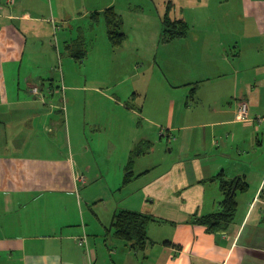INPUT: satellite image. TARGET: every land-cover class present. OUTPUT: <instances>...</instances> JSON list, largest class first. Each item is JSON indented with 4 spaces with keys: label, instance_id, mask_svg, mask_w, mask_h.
Instances as JSON below:
<instances>
[{
    "label": "crops",
    "instance_id": "crops-1",
    "mask_svg": "<svg viewBox=\"0 0 264 264\" xmlns=\"http://www.w3.org/2000/svg\"><path fill=\"white\" fill-rule=\"evenodd\" d=\"M13 1L0 2V264H264V0H169L171 17L183 18L190 30L184 38L161 44L158 70L170 93L163 102L155 101L152 117L141 116L144 100L149 102L146 80L144 89L133 86L124 92L126 110L147 125H137L146 132L132 130L133 136L129 132L119 142H108L106 177H114L109 190L120 184L121 191L132 188L109 206L76 182L78 174L105 177L98 151L83 143L86 128L97 125L67 94L86 90L64 72L59 80L55 74L59 59L83 63L91 44L105 49L110 44L106 24V34L91 43L80 28L77 36L64 35L57 53L51 30L70 27L71 16L64 10L61 26H54L47 16L51 9L38 10L31 0ZM156 1L160 21L167 0ZM102 5L92 14L113 7L123 20L129 15L130 3L107 0ZM127 24L124 20L126 38L117 50L137 53L150 43L160 48L161 21L152 27ZM172 44L179 48H169ZM69 45L85 53L68 50ZM184 59L192 65L177 63ZM134 64L136 73L117 78L118 83L146 78L140 74L144 67ZM33 87L40 89L38 96ZM105 91L93 89L121 102L120 94ZM67 96L71 104L65 106ZM240 102L248 104L252 121L237 119ZM147 126L159 131V141L171 144L166 152L157 148ZM139 144L143 154L134 160L136 178L123 185L130 153ZM237 178L248 187L237 195L236 216L225 231L212 234L188 224L192 215L218 210L220 179ZM134 192L140 195L133 203ZM121 209L157 220L148 224L151 243L144 250L108 232Z\"/></svg>",
    "mask_w": 264,
    "mask_h": 264
},
{
    "label": "rangeland",
    "instance_id": "rangeland-1",
    "mask_svg": "<svg viewBox=\"0 0 264 264\" xmlns=\"http://www.w3.org/2000/svg\"><path fill=\"white\" fill-rule=\"evenodd\" d=\"M16 1V0H14ZM13 1V3H14ZM26 1V0H24ZM33 4H36L38 10H52V14L48 13V17L52 20L54 26H61L59 22V18H61L64 10L67 12V15L71 16L72 21H70L69 26L65 25L63 30H59L58 32H52L51 30V44L55 47L56 52H60V46L62 47V42L64 39V35H67L70 38V34L77 36V32H79L78 28H80V32L82 36L85 37L86 41L91 43V39L97 36L98 38L101 35H105L106 27L105 21L103 17H99L98 21L95 22L91 18L92 12L95 9L103 6L102 3L107 0H31ZM1 3H6L7 0H0ZM118 4H129L130 3V11L129 15L124 14L126 18L125 27H128L127 23L141 22L143 24H148L150 27L160 25V21L157 18V9L160 5L157 4L156 0H117ZM120 2V3H119ZM11 3V2H9ZM39 5H38V4ZM52 5V8H51ZM99 6V7H98ZM123 20V21H124ZM94 24V29L91 30V25ZM93 26V25H92ZM72 28V31L70 30ZM153 29L150 30V33ZM131 39H132V34ZM162 42L158 43L160 48L158 50L153 49L152 44L147 45L144 48L137 49V53L131 48L123 47L122 49H113L110 44H107L106 48L102 47V44L98 47L88 46L86 48L88 50V56L83 63H78L73 61V63H69L68 60L57 61L56 64V80L62 79L63 72L66 74L67 79L73 80L75 85L81 86L85 88L86 93L79 92L78 96L75 92H67L72 95V98L75 100L73 104L78 106L79 110L83 113L85 111V116L87 117L89 123L97 125L93 128L87 127L86 133L84 135V144L91 145L98 151L99 162L101 166V171L104 173V178L98 176L95 177H86L87 185L85 188L91 189L92 196L97 198L106 199L107 205H112L118 199L127 196L132 188L128 186L124 191H121L123 188L120 186L116 187L115 191H110L107 183H112L114 181V177H106V169H108V161L110 158V142L112 140L118 141L121 138V135L125 133H131L132 130L136 134H140L143 132V128H139L137 125L141 123L143 125H147L141 120L142 117L137 114H129V111L124 107L126 99L125 95L130 91V88L136 86L138 89H144L147 83V90L149 92V102L145 104L144 100V109H143V117H152L154 114V103L155 101L163 102V100L167 97L166 95L170 93L169 88L165 84L166 81L163 77H161V72L158 70V66H160V51L163 49L161 47ZM171 47L179 48L176 44H172ZM136 50V49H135ZM180 50V49H177ZM181 49L180 51H183ZM159 51V52H157ZM66 59V58H65ZM185 60V59H184ZM138 61L139 67L143 66L140 74L145 73V79L143 81L139 80L135 82L134 80H128L125 82L118 83L117 78L124 77L126 74H135L136 73V65L132 66V62ZM184 62V67L191 66L192 64H187V60L185 61H177L178 64ZM137 64V63H136ZM134 72L132 73V71ZM60 83V81H57ZM69 82V81H68ZM207 83H210L209 81ZM69 84H72L69 82ZM111 86V88H109ZM103 88L107 95L112 94H120V100H115L111 102L109 99L104 98L102 96L96 95L93 92V89ZM115 88V89H113ZM125 92V95H124ZM78 97L81 99L78 101ZM69 96H67V101L65 99V106L70 105V99L68 102ZM143 99V98H142ZM157 99V100H156ZM87 100V102H84ZM117 103V104H116ZM120 104V105H119ZM156 113V112H155ZM250 118V117H249ZM252 121V119L250 118ZM130 126L132 128H130ZM148 127V126H147ZM148 134L150 137L154 138V142L157 145V148L161 150V152H166L167 148L171 147V144L167 145L166 140L163 142L159 141V131H155V129L148 127ZM94 130V131H92ZM146 132V130H145ZM165 132V131H164ZM166 133V132H165ZM160 135L161 131H160ZM133 136V134H132ZM165 139V135H163ZM110 140V142H109ZM109 142V143H108ZM162 142V143H161ZM93 158L92 155H89ZM112 159V157H111ZM156 159V156H154ZM81 175V174H80ZM133 183V182H132ZM116 186V185H115ZM140 193L134 192L131 198V202L134 203V199L139 196Z\"/></svg>",
    "mask_w": 264,
    "mask_h": 264
},
{
    "label": "trees",
    "instance_id": "trees-1",
    "mask_svg": "<svg viewBox=\"0 0 264 264\" xmlns=\"http://www.w3.org/2000/svg\"><path fill=\"white\" fill-rule=\"evenodd\" d=\"M171 8L172 4L167 0L165 11L160 16L161 34L159 42L162 43H169L173 40L184 38L190 30L188 23L183 18L174 19L171 17ZM100 15L105 21L107 36L111 46L115 49L119 48L126 38V34L123 30V18L113 7L105 9L101 14H92L91 18L94 20V18H97ZM67 48L68 50L76 49L82 54L85 53L83 47L74 48L73 45H69ZM76 56L78 55H75V57ZM141 147V144L137 145L130 153L128 163L125 167V175L122 182L123 185L129 184L134 178H136L132 173V168L136 157L143 154V148ZM247 187L248 184L243 179H220V190L223 199L219 203L218 210L208 215H192L187 221L188 224L202 226L206 229V232L212 234L225 231L234 221L236 216L238 208L236 197ZM152 221L157 220L141 213L121 209L114 213L107 230L112 236L122 241L126 246L137 250H144L146 246L151 243L147 233V227ZM82 239H85L86 242V236ZM82 239H79V244ZM164 244L167 246H175L170 242H165ZM176 247L179 248V246Z\"/></svg>",
    "mask_w": 264,
    "mask_h": 264
},
{
    "label": "built area",
    "instance_id": "built-area-1",
    "mask_svg": "<svg viewBox=\"0 0 264 264\" xmlns=\"http://www.w3.org/2000/svg\"><path fill=\"white\" fill-rule=\"evenodd\" d=\"M12 0H8V2H11ZM32 93L35 96H38L40 94V89L38 87H33L32 88ZM236 114H237V119L240 122H247V121H251L249 119V107L248 104L246 102H240L238 104L237 110H236ZM76 182L81 185V186H86L87 185V180L83 175L78 174L76 176ZM85 242V239H82L80 241V245H82Z\"/></svg>",
    "mask_w": 264,
    "mask_h": 264
}]
</instances>
